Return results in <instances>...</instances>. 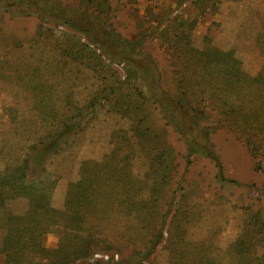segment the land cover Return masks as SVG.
Instances as JSON below:
<instances>
[{
    "label": "rangeland",
    "instance_id": "374dc122",
    "mask_svg": "<svg viewBox=\"0 0 264 264\" xmlns=\"http://www.w3.org/2000/svg\"><path fill=\"white\" fill-rule=\"evenodd\" d=\"M19 168L0 264H264V0H0Z\"/></svg>",
    "mask_w": 264,
    "mask_h": 264
},
{
    "label": "trees",
    "instance_id": "16d2710c",
    "mask_svg": "<svg viewBox=\"0 0 264 264\" xmlns=\"http://www.w3.org/2000/svg\"><path fill=\"white\" fill-rule=\"evenodd\" d=\"M118 37V36H117ZM120 37V36H119ZM118 45L120 46L121 53L126 56L134 57L136 55L135 50V44L134 43H128L124 39L120 37V39L117 40ZM129 46L130 48H133V51H127L126 47ZM50 153V149L47 146H44L41 150L37 151L35 155H32V161L35 163L37 168H40L47 160L48 155ZM31 160V159H30ZM29 160V161H30ZM27 162V159H25ZM31 163V162H30ZM26 170L23 168H19L17 171L11 173L8 178L6 179V182L3 184H6V188H2V193H0V201L3 204V202L8 198H14L16 193L23 194L24 196H33V193L28 192L29 185L26 183ZM31 187V186H30ZM16 192V193H15ZM40 192V191H39ZM40 194V195H39ZM34 194L36 196V201L34 200L33 204L30 207L31 213H38L40 209H47L50 197L46 194L39 193ZM6 254H10L9 249H4L3 251Z\"/></svg>",
    "mask_w": 264,
    "mask_h": 264
}]
</instances>
